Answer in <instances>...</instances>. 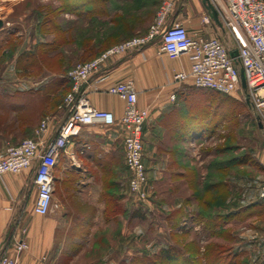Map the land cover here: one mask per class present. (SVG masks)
Wrapping results in <instances>:
<instances>
[{
    "label": "crops",
    "instance_id": "crops-1",
    "mask_svg": "<svg viewBox=\"0 0 264 264\" xmlns=\"http://www.w3.org/2000/svg\"><path fill=\"white\" fill-rule=\"evenodd\" d=\"M48 1L0 0V19L4 22L0 29V58H6L13 51L7 64L8 73L16 74L12 79L0 82V157L6 155L10 146L19 145L30 137L36 138L41 111L34 100L35 95L39 97L36 93L46 85L41 80L26 82L19 79L17 73L22 72L19 67L23 66L25 54H33L41 43L52 42L39 34L41 3ZM65 1V11L60 14L65 21V45L60 58L65 67L78 60L98 57L113 44L145 36L158 14L147 16L146 4L136 0H132V5L129 0L125 3L120 0ZM165 2L171 5L168 22L184 25L192 36L219 37L228 45L229 34L212 20L205 22L207 12L201 0H164L160 9ZM10 44L15 45L14 50ZM159 47L160 41L156 39L141 50L107 60L82 87V92L92 106L111 111L120 119L126 103L108 93V88L126 80L134 82L139 107L149 111L144 141L150 180L158 179L157 171H176L177 181L191 193L178 199L175 206L178 213L188 211L190 215L181 219L179 228L183 232L189 229L190 222L194 224L200 212L195 190L210 180L208 175L211 171L216 172L217 162L226 160L231 150L221 152L216 147L205 150L202 146L217 131L215 122L220 118V103L213 107L214 104L208 101L202 110L201 107L195 109L189 103L193 104L194 97L205 94L206 90L197 89L190 82L173 83L175 74L189 71L194 57L172 58L160 53ZM48 73L58 72L48 70ZM66 117V112L59 109L44 136L46 142L57 135ZM212 122L214 125L211 126ZM110 129L108 134L97 126H86L61 152L53 170L54 207L46 216L34 213L37 198L35 168L0 176V255L16 257L18 264H74L66 260L70 233L79 230L84 236L93 234L100 221H106L109 226L110 220L113 225L117 220L119 227L122 208L120 151L118 136L112 135V131L122 137L124 131L121 125ZM253 157L241 165L248 173L234 180L231 162L228 168L225 162L223 183L214 179L209 184L224 188L225 205L220 207V215L226 219V226L227 220L235 215H253L256 221L252 223L258 236L264 234V198L259 196V187L264 181V146ZM249 169L253 171L252 175ZM63 178L68 181L64 183ZM234 185L240 187L236 198L238 204L234 203ZM213 191L216 195V190ZM20 242L28 246L22 252L17 250ZM260 244L264 250V240Z\"/></svg>",
    "mask_w": 264,
    "mask_h": 264
},
{
    "label": "rangeland",
    "instance_id": "rangeland-1",
    "mask_svg": "<svg viewBox=\"0 0 264 264\" xmlns=\"http://www.w3.org/2000/svg\"><path fill=\"white\" fill-rule=\"evenodd\" d=\"M120 1L126 2L125 0ZM129 2L132 5V0ZM152 2L153 7L150 14L156 15L164 0H153ZM65 3L64 0H50L47 3H41L42 19L39 34L41 38L52 40V42L41 43L39 49L35 50L34 58L28 59L24 56L23 66L19 67V71L22 72L17 73L19 79H25L26 82L36 80L45 82L46 86L36 93L39 97L35 95L34 100L35 106L37 104L40 106V122L46 118L55 120L60 105L70 91L67 78L69 71L79 63L92 60H78L72 66L65 67L64 61L60 59L63 56L65 45L63 31L65 21L60 14L65 11ZM44 4L50 5L46 7ZM222 41L225 43L224 39ZM228 41L227 47H234L233 41L230 39ZM10 46L14 50L15 45L10 44ZM12 53L10 52L11 55L6 58H0V82L8 81L16 75L14 72L8 73L7 64L12 59ZM48 70L58 73L49 74ZM10 71L12 72V69ZM188 82L190 80L185 81V83ZM240 95L241 93L236 97L220 96L206 90L205 94L194 97L196 101L193 104H189L195 106V109L201 107L202 110L208 101L214 104L213 107L216 103H220L221 114H224L226 118L217 125L214 137L209 142H204L203 149L214 147L220 149L226 146L231 150L234 161L246 162L253 160L254 153L264 146V127L260 128L258 124L261 113L248 106ZM261 121L264 126V120L261 119ZM97 127L108 134L110 132L108 130L113 128ZM112 135L118 136L120 151L122 195L120 225L118 227L117 220L114 225L110 220L109 226L106 221H100L93 234L84 236L79 233V230L78 233H75L77 230L70 233L69 240H67L66 260L69 259L74 264H264V250L260 244L264 240V234L256 235V226L252 223L256 220L252 218L253 215L246 216L245 213L235 215L227 220L226 226V219L223 216L217 217L220 215L221 205L216 208L214 204L213 209L208 210V207H203L199 202L200 212L194 224L190 222L189 229L180 231L182 217L190 215L188 211L178 213L175 207L176 202L191 193L186 186L177 181L176 171L156 172L158 179L150 180L152 198L148 205L131 196L128 190V173L125 169L123 137L120 133H113V131ZM231 155L227 153V160ZM234 164L232 171L234 180L248 173V170L241 166L244 163ZM249 173L252 175L253 171L249 169ZM239 191L240 187L234 185L235 204H238L236 198ZM221 194L225 195L223 189L220 194L217 192V195ZM213 195H215L214 191L207 192L203 198L212 200ZM165 207L170 210L166 212ZM230 224L231 227H229ZM169 247L179 250L178 261L161 260L162 250Z\"/></svg>",
    "mask_w": 264,
    "mask_h": 264
},
{
    "label": "built area",
    "instance_id": "built-area-1",
    "mask_svg": "<svg viewBox=\"0 0 264 264\" xmlns=\"http://www.w3.org/2000/svg\"><path fill=\"white\" fill-rule=\"evenodd\" d=\"M219 11L225 31L234 47L228 48L219 37L190 35L187 28L177 22H168L171 8L164 3L155 22L145 36L134 37L116 44L98 57L79 63L67 74L70 91L66 94L60 109L67 112L57 135L45 141L52 118L43 119L35 129L36 138L25 139L21 144L10 146L6 155L0 157V176L17 174L27 168H35L34 182L37 198L34 213L46 216L54 207V166L62 151L79 137L86 126L123 127L125 167L128 172V190L135 199L146 205L151 201V184L145 164L144 127L149 116L146 108L138 105V92L132 80L112 85L108 93L126 103L124 114L117 119L111 111L92 106L82 92V87L99 72L102 65L113 57H120L141 50L159 39V52L172 58L192 55L194 61L189 71L175 74L174 84L190 83L197 89L220 95L236 97L239 93L249 106L261 113L264 120V1L263 0H210ZM205 22L211 19L207 15ZM238 50V64L230 51ZM245 73L247 90L241 84L240 70ZM239 96V98H240ZM174 98V95L172 96ZM264 198V181L259 188ZM25 242L17 244L18 252L27 248ZM0 264H18L16 257L0 255Z\"/></svg>",
    "mask_w": 264,
    "mask_h": 264
},
{
    "label": "trees",
    "instance_id": "trees-1",
    "mask_svg": "<svg viewBox=\"0 0 264 264\" xmlns=\"http://www.w3.org/2000/svg\"><path fill=\"white\" fill-rule=\"evenodd\" d=\"M152 1L153 0H136L137 3L146 4V12H145V14L147 16L150 14L151 9L153 7V2ZM34 53L33 54L32 53L25 54L24 56H26L28 59L29 58H33V56H35ZM215 94H217V93H215ZM217 95H220V94H217ZM220 96H224V95H220ZM219 111L220 110L218 109V114H219L220 118H219V121H216L215 122V125L216 126L218 124H220L221 122H223V120L226 118L225 115L224 114H221V111L220 112ZM219 150L221 152H224L225 150L228 151L230 149L228 147L224 146V147L220 148ZM225 162L227 164V168L229 167V164L231 162L232 170H233V167L235 165L234 163H245V161H243V162H241V161H234L233 157H232L231 161L228 158V160L226 159V160H221V161L217 162V164H216V166H217L216 167V172L211 171L210 175H208V178L210 180H208V182H206L203 187L197 188V190H195V197L199 200L200 205L202 203L203 207H208V210H212L213 207H214V204H215V207L216 208L219 205H221V206H224L225 205V195H223V194L217 195V192H219V194H220L221 193V190L224 189V188L222 186H220V185H216L215 186V185L209 184V182L210 183H213L215 180H217V182H221L222 181V183H223V179L225 177V174H224V164H225ZM125 169H126V167H125ZM126 171H127V169H126ZM213 190H216V195H213L212 196V200H205L203 198L205 196V193L212 192ZM212 205H213V207H212ZM217 217L219 218V217H221V215H218ZM161 256H162V259H161L162 261L176 262V261L179 260L180 253H179V250L175 249L174 247H169V248H165V249L162 250Z\"/></svg>",
    "mask_w": 264,
    "mask_h": 264
},
{
    "label": "water",
    "instance_id": "water-1",
    "mask_svg": "<svg viewBox=\"0 0 264 264\" xmlns=\"http://www.w3.org/2000/svg\"><path fill=\"white\" fill-rule=\"evenodd\" d=\"M202 5L204 6L208 16L210 17V19L222 30L225 31L223 23L220 19V15H219V11L217 10V8L214 6V4L210 1V0H201ZM4 22L0 19V29L3 27ZM230 55L232 58H234L235 62L238 64V50L237 49H233L230 51ZM240 78H241V84H242V88L244 91L247 90V83H246V78H245V73L244 70L241 69L240 70ZM247 104L249 105V99L247 98ZM258 124L260 128H263V123L261 121V118H258Z\"/></svg>",
    "mask_w": 264,
    "mask_h": 264
},
{
    "label": "flooded vegetation",
    "instance_id": "flooded-vegetation-1",
    "mask_svg": "<svg viewBox=\"0 0 264 264\" xmlns=\"http://www.w3.org/2000/svg\"><path fill=\"white\" fill-rule=\"evenodd\" d=\"M64 183H66L67 181H68V179L67 178H63V180H62Z\"/></svg>",
    "mask_w": 264,
    "mask_h": 264
}]
</instances>
